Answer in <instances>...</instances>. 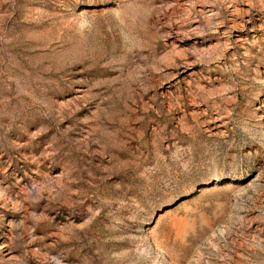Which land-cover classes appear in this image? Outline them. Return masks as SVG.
<instances>
[{
	"label": "rangeland",
	"instance_id": "rangeland-1",
	"mask_svg": "<svg viewBox=\"0 0 264 264\" xmlns=\"http://www.w3.org/2000/svg\"><path fill=\"white\" fill-rule=\"evenodd\" d=\"M0 264H264V0H0Z\"/></svg>",
	"mask_w": 264,
	"mask_h": 264
}]
</instances>
